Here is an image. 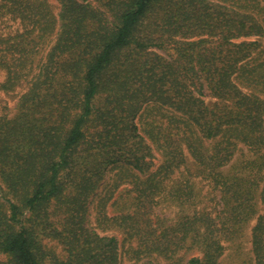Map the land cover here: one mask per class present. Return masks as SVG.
Instances as JSON below:
<instances>
[{
  "label": "trees",
  "instance_id": "obj_1",
  "mask_svg": "<svg viewBox=\"0 0 264 264\" xmlns=\"http://www.w3.org/2000/svg\"><path fill=\"white\" fill-rule=\"evenodd\" d=\"M46 1L0 0V22L19 19L43 38L51 26ZM57 1L55 43L16 114L0 117L6 188L0 264L122 263L118 238L87 226L88 206L110 168L150 172L155 156L136 118L151 103L181 116L185 144L221 193L220 210H197L157 227L152 214L164 185L153 175L137 189L135 209L118 217L121 226L136 239L138 264H156L152 257L175 261L181 248L200 252L185 264H221L226 239L255 214L259 186L264 206V20L258 13L264 7L258 1L255 11L209 0ZM24 35L5 39L8 49L27 56ZM170 44L177 58L164 64L152 49ZM14 83H0V91ZM205 141L215 143L212 150ZM240 143L253 152L247 161L253 172L224 174ZM180 157L179 165L181 149ZM252 242L254 264H264V211Z\"/></svg>",
  "mask_w": 264,
  "mask_h": 264
},
{
  "label": "rangeland",
  "instance_id": "obj_2",
  "mask_svg": "<svg viewBox=\"0 0 264 264\" xmlns=\"http://www.w3.org/2000/svg\"><path fill=\"white\" fill-rule=\"evenodd\" d=\"M209 1L234 8L248 7L251 11H255V1H258V6L264 7V2L260 0ZM46 2L51 26L43 38H37V31H33V25L23 26L19 19L7 16L0 22V36L4 39L0 42V83L6 85L11 83V80H15L14 84L0 91V117L12 118L16 114L19 100L27 91L32 75L38 71V66L55 43L59 29L60 5L57 0H47ZM258 13L264 20V10L258 7ZM26 31L29 33L26 34ZM23 33H25L23 38L25 43L30 44L29 47L27 46V56L25 52L19 53L14 51L15 49H8V41L13 42L14 36ZM34 38H36V42L32 43L31 39ZM175 47V44H170L164 45L163 49L155 47L152 50L162 60V63L166 64L176 60ZM27 58H29V62H27ZM21 73V78L16 79L15 77ZM207 95L209 96V92ZM136 123L140 134L152 147L155 156L154 165L148 174H140L124 165L110 168L96 194L90 198L87 213L89 228L101 236H116L118 238L121 264H138V259L134 254L137 242L129 234V229H124V226H121L118 217L135 209L137 189L142 188L144 183H148L153 175H156V181L161 180L164 185L156 196L159 203L154 207L152 214L153 221H158L157 227L164 228L169 224H174L181 216L193 215L197 210H211L220 204L221 197L220 191L215 188L207 176L209 170L197 163L185 144V125L179 114L162 108L159 104L151 103L140 111ZM90 131L93 132L94 128H91ZM194 140L197 141L196 143L201 142L198 137H195ZM203 145L206 149L212 150L215 143L205 141ZM180 149L183 155L181 165L178 163L181 162ZM252 157L253 152L240 143L233 160L222 168L221 172L230 173V175H248L253 172L249 170L247 162ZM174 161L178 165L171 167ZM181 188L186 194L184 193V196L181 193L176 195L174 190ZM261 188V186L257 188L254 196L255 214L252 215L253 217L242 223L239 231L226 239L227 250L221 258V264L255 263L252 236L257 217L264 211L260 197ZM5 190V185L0 179V194ZM218 210L220 208L217 206L216 211ZM50 245L55 246L58 252L61 251L60 246L55 242ZM199 253L197 249L188 251L186 248H181L175 261H169L163 257H152V259L156 264H185L192 256ZM0 258L4 259L1 256Z\"/></svg>",
  "mask_w": 264,
  "mask_h": 264
}]
</instances>
